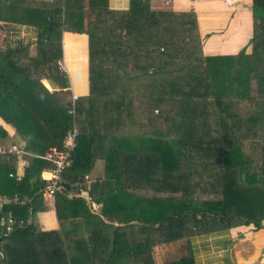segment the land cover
I'll list each match as a JSON object with an SVG mask.
<instances>
[{
    "label": "trees",
    "instance_id": "obj_1",
    "mask_svg": "<svg viewBox=\"0 0 264 264\" xmlns=\"http://www.w3.org/2000/svg\"><path fill=\"white\" fill-rule=\"evenodd\" d=\"M67 2L0 0V22L37 29L35 54L0 40V120L14 129L0 124V145L23 143L27 162L17 181L18 158L0 156V218L15 219L0 224V264H197L193 237L264 229V0L251 2L250 53L216 56L202 53L193 10L85 0L89 93L73 113L58 68ZM74 123L76 147L44 197L42 156ZM48 198L58 226L42 229ZM167 247L175 255L157 260Z\"/></svg>",
    "mask_w": 264,
    "mask_h": 264
},
{
    "label": "crops",
    "instance_id": "obj_2",
    "mask_svg": "<svg viewBox=\"0 0 264 264\" xmlns=\"http://www.w3.org/2000/svg\"><path fill=\"white\" fill-rule=\"evenodd\" d=\"M69 0L65 14L67 27L61 31V58L59 63L66 73L67 88L77 97L89 93L88 80V36L82 29L85 25V0ZM46 7L51 12L54 0H45ZM252 0H150L153 9L160 10H193L196 14L198 33L201 40V50L204 55H235L239 52L250 53L253 30ZM38 5V2L31 3ZM110 9H126L129 0H107ZM54 11H57L56 9ZM54 11H52L53 14ZM37 29L32 25L0 22V37L11 45L30 43L35 47ZM51 90L46 80L42 81ZM9 135L14 133L13 127L0 120ZM22 156V155H21ZM17 157V156H16ZM17 163L22 157H17ZM27 163V162H26ZM17 167V165H16ZM16 170V168H15ZM42 175H46L42 172ZM9 199L0 196V206ZM38 212V221L42 229L56 228L54 204ZM248 226H237L227 232L195 236L192 238V250L197 264H237L232 250V231ZM258 235H264V229H256ZM262 257V255H261Z\"/></svg>",
    "mask_w": 264,
    "mask_h": 264
},
{
    "label": "built area",
    "instance_id": "obj_3",
    "mask_svg": "<svg viewBox=\"0 0 264 264\" xmlns=\"http://www.w3.org/2000/svg\"><path fill=\"white\" fill-rule=\"evenodd\" d=\"M58 68H62V65L58 62ZM77 99L76 95H72V108L69 112L73 113L74 101ZM79 134L78 126L74 123L72 127L66 132L63 139V148L52 147L42 157L51 163V167L45 169L43 172L46 175H42L46 181L44 188L42 189V195L44 197H51L53 192L58 187V183L62 178V172L65 166L68 164L71 152L74 150L77 144V137ZM0 152L7 155L14 154L17 157H21L23 153V143H11L10 145H0ZM26 161L21 160L17 163L16 170L9 173V176L14 177L17 181L22 179L24 170L26 167ZM17 197L13 198V201H17ZM21 222V221H19ZM15 223V219L11 214L2 216L0 218V224L6 226L7 230L11 229V226Z\"/></svg>",
    "mask_w": 264,
    "mask_h": 264
},
{
    "label": "rangeland",
    "instance_id": "obj_4",
    "mask_svg": "<svg viewBox=\"0 0 264 264\" xmlns=\"http://www.w3.org/2000/svg\"><path fill=\"white\" fill-rule=\"evenodd\" d=\"M29 50L31 54H35L36 46L31 48L29 47ZM10 144L11 143H7L3 145L7 146ZM5 155L7 154L0 152L1 157H4ZM49 204H53L52 199H49ZM230 245L232 246L235 257L234 259H236L237 264H255L264 261V235H258L257 230L251 226L232 231ZM174 255L175 253L173 251V247H167L166 249H157L156 251L157 260L168 259L173 257Z\"/></svg>",
    "mask_w": 264,
    "mask_h": 264
}]
</instances>
